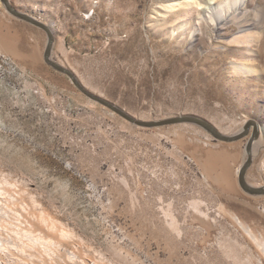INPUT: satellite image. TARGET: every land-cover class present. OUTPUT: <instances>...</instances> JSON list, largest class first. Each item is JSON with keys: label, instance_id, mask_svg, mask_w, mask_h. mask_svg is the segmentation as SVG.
<instances>
[{"label": "rangeland", "instance_id": "1", "mask_svg": "<svg viewBox=\"0 0 264 264\" xmlns=\"http://www.w3.org/2000/svg\"><path fill=\"white\" fill-rule=\"evenodd\" d=\"M8 3L52 30L51 60L85 91L137 120L196 116L226 136L254 120L244 179L264 187V0ZM46 43L0 0V236L16 238L13 255L264 264V195L239 184L250 134L136 126L47 64Z\"/></svg>", "mask_w": 264, "mask_h": 264}, {"label": "water", "instance_id": "2", "mask_svg": "<svg viewBox=\"0 0 264 264\" xmlns=\"http://www.w3.org/2000/svg\"><path fill=\"white\" fill-rule=\"evenodd\" d=\"M1 1L4 3L6 10L11 15H13V16L21 19V20H24V21L34 25L35 27L42 29L46 33L47 43H46V47H45V51H44V60L47 64H49L56 71L67 75L72 80V82L83 93H85L89 98L93 99L94 101H96V102L100 103L101 105L107 107L108 109L112 110L113 112H115L120 117L127 120L128 122H130L136 126L146 127V128L165 127V126L183 124V123L195 124V125H198L199 127L203 128L204 130H206L208 133H210L216 140L222 141V142H233V141L239 140L243 137H246L250 134V138H249L247 145H246L247 159L244 162V164H243V166L239 172V184L244 191H246L247 193H249L251 195H264V187H262V188L251 187L246 183V181L244 179L245 173L252 163V144H253V141L256 138H258V136L260 134V128L254 120L247 121L246 124L244 125L242 131L235 136L223 135L213 125H211L206 120H203V119L196 117V116H190V115L174 116V117H170V118H166V119L158 120V121L137 120V119L133 118L132 116H130L129 114L122 111L117 106L113 105L112 103H109V102L85 91L80 86V84L76 81V79L74 78V75L68 69L58 65L57 63H55L54 61L51 60L50 56H51V51H52V47H53V43H54V35L52 33V30L48 26L44 25L41 22H38L37 20L33 19L32 17L16 11L13 7L10 6V4L8 3V0H1Z\"/></svg>", "mask_w": 264, "mask_h": 264}, {"label": "built area", "instance_id": "3", "mask_svg": "<svg viewBox=\"0 0 264 264\" xmlns=\"http://www.w3.org/2000/svg\"><path fill=\"white\" fill-rule=\"evenodd\" d=\"M15 239L14 236L8 234L0 236V264H33L34 259L31 256H27L29 262L25 263L22 256L13 255V252H15V248L17 247ZM48 246L47 242H41V244L39 243L38 245V250H46L49 248ZM27 255L34 256V254L30 253Z\"/></svg>", "mask_w": 264, "mask_h": 264}, {"label": "bare ground", "instance_id": "4", "mask_svg": "<svg viewBox=\"0 0 264 264\" xmlns=\"http://www.w3.org/2000/svg\"><path fill=\"white\" fill-rule=\"evenodd\" d=\"M237 67H239V66H237ZM239 68H240V67H239ZM237 171H238V170H237ZM237 223H238V225H239L240 227H242V228H243L248 234H250L251 237L253 236V234H251V232H250L247 228L244 227V225L241 223V221H237ZM40 235H41V234H40ZM41 237H43V236H41ZM41 237L39 236V239H43V238H41ZM254 238H255V236H254ZM256 239H257V238H256ZM44 240H47V239L45 238ZM42 241H43V240H42ZM55 244H56V243H55ZM59 244H60V243H59ZM257 244L260 246L261 252H262V254L264 255V240H263V241L261 240V242H259V243H257ZM56 245H58V244H56ZM58 246H59V245H58ZM59 254H61V253H59ZM71 255H72V258H73V256H75V254H74V255L71 254ZM71 255H70V256H71ZM51 257H52V256H51ZM57 257H58V256H57ZM72 258H71V259H72ZM75 258H76V256L74 257V259H75ZM71 259H70V260H71ZM74 259H73V261H75ZM60 260H61V259H60ZM60 260H59V261H60ZM64 260H65V259H64ZM53 261H54V260H53ZM71 261H72V260H71ZM75 262H76V261H75ZM75 262H74V263H75ZM78 262H79V261H78ZM57 263H58V262H57ZM72 263H73V262H72ZM74 263H73V264H74ZM76 263H77V262H76ZM80 263H81V262H80ZM82 263H84V261H82ZM82 263H81V264H82ZM85 263H86V262H85ZM85 263H84V264H85ZM55 264H56V262H55ZM77 264H78V263H77Z\"/></svg>", "mask_w": 264, "mask_h": 264}]
</instances>
